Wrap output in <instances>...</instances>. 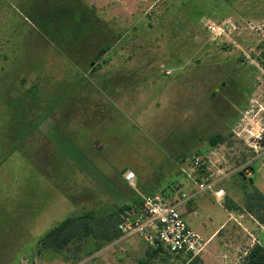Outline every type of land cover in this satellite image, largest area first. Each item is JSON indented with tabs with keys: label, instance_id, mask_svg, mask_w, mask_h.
Instances as JSON below:
<instances>
[{
	"label": "rangeland",
	"instance_id": "obj_1",
	"mask_svg": "<svg viewBox=\"0 0 264 264\" xmlns=\"http://www.w3.org/2000/svg\"><path fill=\"white\" fill-rule=\"evenodd\" d=\"M228 20L229 36L204 32ZM261 129L264 0H0V264H103L126 260L129 240L151 248L133 236L89 237L79 261L38 250L68 217L167 196L194 156L206 161L190 170L196 182L225 191L186 204L195 231L217 232L199 258L243 264L264 225L230 219L225 204L244 206V180L264 193V144L248 147ZM215 133L226 140L211 146ZM163 250L159 264H193Z\"/></svg>",
	"mask_w": 264,
	"mask_h": 264
},
{
	"label": "built area",
	"instance_id": "obj_2",
	"mask_svg": "<svg viewBox=\"0 0 264 264\" xmlns=\"http://www.w3.org/2000/svg\"><path fill=\"white\" fill-rule=\"evenodd\" d=\"M235 29L233 22L228 20L222 24L208 22L205 24L204 32L210 34L213 40H217L229 36ZM250 135L252 140L248 147L257 155L263 149L264 129ZM205 163L200 156H194L189 171L193 168H202ZM244 172H248L246 167ZM125 179L130 186H134L133 172L127 173ZM195 183L199 192H212L217 199L225 195L222 188L215 190V181ZM190 199L191 197L186 194H182L181 199L176 202H169L159 195L142 196L141 213L125 217L118 229L124 238L139 236L152 248H162L172 254H184L195 258L205 250L209 240L192 229L179 210L180 206Z\"/></svg>",
	"mask_w": 264,
	"mask_h": 264
},
{
	"label": "trees",
	"instance_id": "obj_3",
	"mask_svg": "<svg viewBox=\"0 0 264 264\" xmlns=\"http://www.w3.org/2000/svg\"><path fill=\"white\" fill-rule=\"evenodd\" d=\"M108 48L104 47L102 53L107 52ZM225 140L226 137L222 133H215L209 136L208 143L211 146H217L224 143ZM239 174L243 176L244 170H241ZM242 188L244 206L237 204L233 200H229L225 204V209L233 213H248L256 221L264 225V193L253 185L252 179H248V181L244 180ZM146 195L155 194L150 192ZM163 197L165 199L166 197L168 198V196ZM131 203V205L118 208V210L99 219L91 212L66 218L40 240L38 249L40 254L44 251H52L59 254L73 251L74 260L79 261L78 253L83 251V245L89 237L94 239L101 238L110 243L120 239L122 233L118 229L119 224L130 213L140 214L142 211L143 201L141 198L134 197ZM152 251L155 254L164 252L162 248H152ZM152 256L151 253L140 264H148V259ZM192 261L193 264H203L199 256L193 258ZM243 264H264V245L260 243L254 244L247 252Z\"/></svg>",
	"mask_w": 264,
	"mask_h": 264
},
{
	"label": "crops",
	"instance_id": "obj_4",
	"mask_svg": "<svg viewBox=\"0 0 264 264\" xmlns=\"http://www.w3.org/2000/svg\"><path fill=\"white\" fill-rule=\"evenodd\" d=\"M181 173L182 174L186 173V176H184L185 178L182 181L175 183L172 187H170V189H167V190L165 189V194L168 196V198H170L172 200L170 202H176V201L180 200L181 199V195L182 194H186V192L183 191L184 189H188V190H190L191 188L195 189L196 186H197V184L195 183L196 182V178L194 176H192V173L190 171H188V173L190 174L191 177H189V174L187 173L186 169L183 168V167L181 168ZM216 189H219V188H215V190ZM198 193H201V192H199L198 187H197V191L193 192L192 193L193 195H188V194H186V195L191 197V199H192ZM208 193L216 201H220V199L215 198V196H214V194L212 192H208ZM190 200H188V201H190ZM188 201L185 202L184 204H182L180 206V208H179V210H180V212H181V214L183 215L184 218H185V214L184 213L186 211L185 207H186V204H188ZM192 211H193V208H189V211H188L189 214H191ZM227 212L229 214V218L232 219L233 218L232 212H229V211H227ZM135 214L136 213H130L126 217L134 216ZM188 225H189V223H188ZM222 227H223V225L220 228H222ZM216 233L217 232H214V233L210 234L208 240L209 241L212 240L215 237ZM127 239H129V238H124L122 236L120 239L114 241V243L122 242V241L127 240ZM127 242H128V245H129V250L126 251V253H127L126 260H123L122 258H116V259L113 258V261L105 262L103 264H132V263H134V262H132L134 260H136L138 262V264H140V262L144 261L151 253H152L153 256L148 259V264H159L158 260L156 258H159V256L162 254V252H159L158 254H155L152 251V249H151L152 247L151 248H147V249L144 250L140 246V244L138 242L134 241V240H129ZM128 258H132L131 259L132 261L128 260ZM202 258L204 259V257H202Z\"/></svg>",
	"mask_w": 264,
	"mask_h": 264
},
{
	"label": "water",
	"instance_id": "obj_5",
	"mask_svg": "<svg viewBox=\"0 0 264 264\" xmlns=\"http://www.w3.org/2000/svg\"><path fill=\"white\" fill-rule=\"evenodd\" d=\"M95 146H97V143L95 144ZM97 149L100 151L101 150V147H99V148L97 147Z\"/></svg>",
	"mask_w": 264,
	"mask_h": 264
}]
</instances>
